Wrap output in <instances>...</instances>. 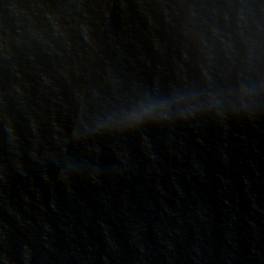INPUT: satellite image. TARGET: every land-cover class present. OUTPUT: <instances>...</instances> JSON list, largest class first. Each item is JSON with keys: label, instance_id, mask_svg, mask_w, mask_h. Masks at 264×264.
Masks as SVG:
<instances>
[{"label": "water", "instance_id": "water-1", "mask_svg": "<svg viewBox=\"0 0 264 264\" xmlns=\"http://www.w3.org/2000/svg\"><path fill=\"white\" fill-rule=\"evenodd\" d=\"M0 264H264V0H0Z\"/></svg>", "mask_w": 264, "mask_h": 264}, {"label": "clouds", "instance_id": "clouds-1", "mask_svg": "<svg viewBox=\"0 0 264 264\" xmlns=\"http://www.w3.org/2000/svg\"><path fill=\"white\" fill-rule=\"evenodd\" d=\"M151 114V110L150 109H143L142 110V115H150Z\"/></svg>", "mask_w": 264, "mask_h": 264}]
</instances>
